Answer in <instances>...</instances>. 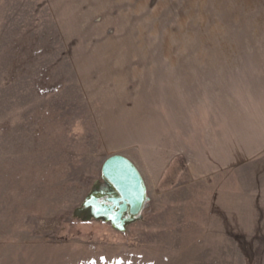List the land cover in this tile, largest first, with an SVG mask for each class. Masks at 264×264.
<instances>
[{"label": "rangeland", "instance_id": "obj_1", "mask_svg": "<svg viewBox=\"0 0 264 264\" xmlns=\"http://www.w3.org/2000/svg\"><path fill=\"white\" fill-rule=\"evenodd\" d=\"M263 124L264 0H0V264H264V155L193 165ZM115 153L125 232L75 214Z\"/></svg>", "mask_w": 264, "mask_h": 264}, {"label": "water", "instance_id": "obj_2", "mask_svg": "<svg viewBox=\"0 0 264 264\" xmlns=\"http://www.w3.org/2000/svg\"><path fill=\"white\" fill-rule=\"evenodd\" d=\"M102 175L104 185L92 191L75 214L88 221L110 223L114 229L125 232L149 201L144 177L136 164L123 154L109 156L102 165Z\"/></svg>", "mask_w": 264, "mask_h": 264}, {"label": "crops", "instance_id": "obj_3", "mask_svg": "<svg viewBox=\"0 0 264 264\" xmlns=\"http://www.w3.org/2000/svg\"><path fill=\"white\" fill-rule=\"evenodd\" d=\"M139 80L141 81V78ZM169 83L172 84V78L171 77L169 78ZM256 84H258V83L256 82ZM159 89H160V100H161L162 94H165V92L167 90L165 91L164 89H161V88H159ZM190 90H191L190 88H188V89L185 88V94L188 91L187 96H190L189 95ZM168 91H169L168 94L170 96L169 98L172 100H175V96L173 95V93H171L170 88ZM231 94H233V96L236 95L235 97H237V95L239 96L238 91H235L234 88H233V91H231ZM215 97L217 99H220L223 101V99L220 98V94H216ZM159 109H161V108H159ZM223 113H224V111H223ZM209 114H210V112H209ZM205 116H206V118L208 117L207 112H206ZM206 118L204 117V119H206ZM223 121H225V120H223ZM206 127L207 126H206L205 122L202 120L201 126H200V129H201L200 131L203 134L202 136H204V134L208 131V130L204 131ZM249 127H250V125H249ZM226 132L228 133V131H226ZM234 132L235 131L232 130L231 136L221 137L220 143L216 142L214 145L215 147L211 146L212 152L208 151V148H209L208 146L206 148L204 145H202L201 151H200L201 153H195V154H199L200 156H198V155L195 156V154H194V160L196 161V163L193 165L196 166V164H198V168L201 169L200 171H202V172H210V173L217 172L218 173L220 171H223V169H227L230 167L235 168L236 166H240V165L245 164V163L247 164L249 162H253V161L257 160L258 158H260L262 155H264V124H263V126H255V128L252 127V129H250V131H247V133H245V134L248 135L247 138H248L249 142H246L244 144H241L240 140L242 137L245 136V134H243L241 136L242 131L239 128L237 131L238 134L235 135ZM243 132H246V131H243ZM244 139H246V137H244ZM183 140L185 141V146H184L185 148H187L188 145L193 147V145L191 144V141L193 140V136L190 137L187 135L185 138H183ZM217 140H218V138H217ZM201 141H203V138H201ZM185 152H188V151L185 150L184 153ZM125 156L130 158L136 164V166L139 168L141 173L143 174V171L140 168V165L136 161H134V159L132 157H130L128 155H125ZM185 157H186V155H185ZM154 163L156 165H158L157 162H154ZM187 165H190V163L187 162ZM193 170H194V172H196L195 167H193Z\"/></svg>", "mask_w": 264, "mask_h": 264}, {"label": "flooded vegetation", "instance_id": "obj_4", "mask_svg": "<svg viewBox=\"0 0 264 264\" xmlns=\"http://www.w3.org/2000/svg\"><path fill=\"white\" fill-rule=\"evenodd\" d=\"M101 190H102V189H101ZM106 197H107V195H106L105 197H104V196H102V198H103V199H106ZM125 216H127V215H125Z\"/></svg>", "mask_w": 264, "mask_h": 264}]
</instances>
